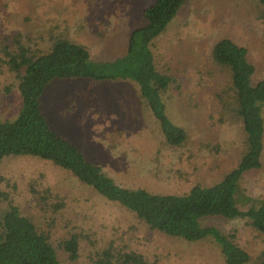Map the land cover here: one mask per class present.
<instances>
[{
	"label": "rangeland",
	"instance_id": "1",
	"mask_svg": "<svg viewBox=\"0 0 264 264\" xmlns=\"http://www.w3.org/2000/svg\"><path fill=\"white\" fill-rule=\"evenodd\" d=\"M153 0H0V35L21 33L34 44L51 31L87 45L94 58L113 60L125 54L129 32L140 24L143 9ZM256 0H187L180 14L155 41L157 63L170 69L179 88L166 94L169 116L188 132L182 147L167 145L158 123L133 81L58 80L44 97L52 126L101 164L122 185L157 193H180L201 183L219 181L238 162L244 137L236 118L220 121L216 92L229 84L227 71L210 60L220 38L229 36L249 49L255 79H264V21L257 18ZM14 76L4 72L0 86ZM20 106L16 89L0 94V118H12ZM32 186L47 197L39 199ZM50 187L52 194L45 189ZM0 188L55 244L71 231L85 234L80 259L90 264L109 241L137 250L158 264H226L211 239L187 242L150 229L119 204L104 200L70 172L29 156H12L0 164ZM240 189L254 200L264 199L263 166L245 175ZM58 195V196H57ZM63 198L53 213L46 203ZM6 207V206H4ZM204 226L224 232L238 230V242L253 258L264 249V234L245 219L209 217ZM62 259L67 256L58 250Z\"/></svg>",
	"mask_w": 264,
	"mask_h": 264
},
{
	"label": "trees",
	"instance_id": "2",
	"mask_svg": "<svg viewBox=\"0 0 264 264\" xmlns=\"http://www.w3.org/2000/svg\"><path fill=\"white\" fill-rule=\"evenodd\" d=\"M256 1L260 6L257 18L264 21V0ZM186 3L153 0L143 9L140 24L129 32L125 54L113 60L96 59L87 45L55 31L34 44L26 43L21 33L0 35V76L4 72L14 76L11 85L0 86V94L16 89L20 97L15 115L0 118V164L12 156L50 162L70 172L104 200L130 211L152 230L187 242L211 239L226 264H264V249L253 258L238 242L237 229L224 232L201 223L209 217L245 219L248 226L264 234V199L254 200L240 189L245 175L263 166L264 154V79H255L257 70L247 46L225 36L216 41L210 54L212 63L229 74L228 86L215 93L221 105L220 121L236 118L244 134L237 164L213 184L197 183L180 193L122 185L56 130L45 114L43 97L58 80L133 81L164 142L172 147L184 146L188 132L169 116L165 99L169 91L179 88V82L170 69L157 63L153 48ZM32 189L40 200L47 201L35 186ZM44 192L52 194V189ZM65 205L63 198L46 203L53 213ZM83 239V232L71 231L55 246L50 233L40 230L0 188V264H69L80 259ZM58 250L68 260L62 259ZM90 264H158V260L150 261L143 253L117 245L112 239L95 252Z\"/></svg>",
	"mask_w": 264,
	"mask_h": 264
}]
</instances>
